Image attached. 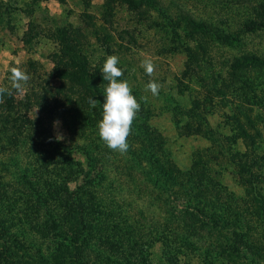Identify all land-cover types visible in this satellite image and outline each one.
<instances>
[{"label": "trees", "instance_id": "trees-1", "mask_svg": "<svg viewBox=\"0 0 264 264\" xmlns=\"http://www.w3.org/2000/svg\"><path fill=\"white\" fill-rule=\"evenodd\" d=\"M118 2L140 15L156 12L171 25L177 45L181 35L194 41L185 47L189 61L184 79L204 74V100L194 99L188 109L178 105L184 119L177 124L185 136H201L210 146L194 154L190 168L181 169L168 157L165 140L148 123L153 111L140 101L127 138L128 151L109 149L96 127L108 82L91 66L84 48L104 27L86 14L87 29L80 28L73 36L56 28L52 36L58 50L50 56L52 70L44 71L41 63L29 60L23 69L30 76L25 90L18 93L7 85L12 94L5 93L0 103V194L7 193V176L27 192L22 203L28 218L23 221H30L32 228L36 221L45 241L31 246L23 228L10 235L11 227L0 220V264H152L148 251L157 243L164 246L172 264H192L193 256L202 264H264V167L256 153L261 135L248 112L232 108L237 136L233 147L230 137L211 127L205 105L216 98L227 101L236 92V82L264 70V56L229 57L220 63L228 71L224 79L215 70L216 61L210 59V44L235 48L245 34L264 31V0H231L233 6L247 9L236 30L222 20L198 18L182 9L171 13L160 0H106L102 16L108 25ZM108 37L111 55L116 43L111 32ZM127 78L124 74L119 79ZM248 87H252L249 82ZM90 97L100 104L92 107ZM56 121L78 140L74 146L56 141L52 133ZM238 139L244 151L236 149ZM29 141L34 149L23 152ZM228 165L244 195L223 183L222 170H229ZM122 178L136 186V205L143 201L135 207L138 222L134 226L115 222V214L103 205L107 192H114V184ZM102 217L111 224H103Z\"/></svg>", "mask_w": 264, "mask_h": 264}, {"label": "rangeland", "instance_id": "rangeland-1", "mask_svg": "<svg viewBox=\"0 0 264 264\" xmlns=\"http://www.w3.org/2000/svg\"><path fill=\"white\" fill-rule=\"evenodd\" d=\"M106 0H0V87L11 86L9 79L12 67L25 69L29 60H34L43 65L44 71H51L53 63L50 56L58 50V41L55 33L56 28L69 30L71 35L78 33L80 28L87 29L86 14L94 17V23L100 27L102 32L98 38H92L85 42V52L89 57L91 66L100 70L110 55L107 52L109 47L108 35L113 34L116 43L115 55L119 57V65L132 89V94L138 102L144 101L148 109L152 110L148 123L156 129L166 143V153L181 169L187 170L192 165L193 156L198 150L210 146V142L201 136H185L178 128V122L183 121L184 116L179 113L178 105L183 109L191 107L194 99L204 100L203 82L201 77L204 74H196L184 79V71L189 61V53L186 46L194 45L186 35H181V43L177 45V35L170 33L168 25L156 12L140 15L129 12L127 6L120 2L116 4L114 16L110 24L103 21L102 6ZM166 9L171 13L189 11L195 17L206 20H218L227 22L229 27L236 30L246 15V7L233 6L231 0H160ZM236 5V4H235ZM227 27V26H226ZM228 28V27H227ZM105 29V30H104ZM131 32L135 41L132 40ZM124 32L119 35L118 33ZM30 39L31 43L26 41ZM179 46V49L177 50ZM209 46V45H208ZM212 46L210 59L216 61V71L222 78L229 77L227 69L220 63L229 57L241 56L247 53H254L264 56V31L255 34H245L242 44L235 48L221 47L216 44ZM151 57L155 64V71L152 76L146 74L140 66L145 55ZM124 76V75H123ZM206 76V75H205ZM204 77V76H203ZM207 77V76H206ZM155 81L162 85L158 95L153 96L150 91L145 90L149 81ZM183 80L186 84H182ZM246 81V83H244ZM247 82L252 87L247 88ZM58 84V82H54ZM236 92L230 93L227 101L218 98L207 102L206 109L209 111L208 121L217 132L230 137L231 143L235 146L236 130L233 126L232 108H243L253 120L256 130H259L260 137L257 140L256 153L259 162L264 167V70H255L245 79L236 82ZM181 90V95L178 90ZM182 91H185L182 93ZM135 93H137L135 95ZM5 95V94H4ZM146 97V99H143ZM21 95L18 96V99ZM140 99V100H138ZM227 105V106H226ZM31 118L35 117L32 113ZM52 133L57 142L67 146H74L78 140L73 139L61 121L52 125ZM61 137V139H57ZM236 149L244 151L240 139ZM32 141L23 147V152L31 149ZM31 153V152H30ZM0 158L2 155L0 154ZM27 154H24V159ZM79 160H83L78 156ZM229 166V165H228ZM218 169V167H217ZM221 177L223 183L237 195H244V189L236 181L233 168L223 169ZM9 184L5 191L0 194V220L11 227L10 235H15L20 229H24L25 238L30 240L31 246L44 243L43 234L36 225V221L24 223L23 219L28 218L26 205L22 203L27 198V192L21 189L11 177L4 180ZM114 192L108 191L104 198V208L115 214V222L136 225L138 217L135 207V185L129 183L125 178L114 184ZM105 196V195H104ZM8 197V198H7ZM141 197V195H140ZM22 198V199H21ZM21 199V200H20ZM103 224H111L107 217H102ZM116 223V224H117ZM115 224V225H116ZM22 229V230H23ZM22 239V238H21ZM34 248V247H33ZM36 250H31L34 253ZM148 257L152 264H172L168 261L164 246L161 243L154 244L148 251ZM1 260V258H0ZM1 263V262H0ZM192 264H202L200 258L193 256Z\"/></svg>", "mask_w": 264, "mask_h": 264}, {"label": "clouds", "instance_id": "clouds-1", "mask_svg": "<svg viewBox=\"0 0 264 264\" xmlns=\"http://www.w3.org/2000/svg\"><path fill=\"white\" fill-rule=\"evenodd\" d=\"M141 62V67L146 74L152 76L155 71V64L151 57L147 56ZM119 57L108 55L101 69L103 80L107 81L103 92L102 119L97 122L99 138L106 146L113 150L124 154L129 149L127 138L131 134V126L140 111V104L132 94V89L127 80H120L124 75L123 71L118 67ZM10 80L12 87L17 92L25 90V85L30 80V76L18 67L10 69ZM162 85L149 81L145 86L146 91H150L153 96L159 94ZM7 93L11 95L7 87H0V103L3 102V96ZM143 99H146L144 97ZM99 101L89 98V104L95 107ZM61 139V137H57Z\"/></svg>", "mask_w": 264, "mask_h": 264}]
</instances>
